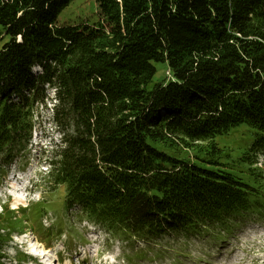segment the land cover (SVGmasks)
I'll return each instance as SVG.
<instances>
[{"label": "trees", "instance_id": "obj_1", "mask_svg": "<svg viewBox=\"0 0 264 264\" xmlns=\"http://www.w3.org/2000/svg\"><path fill=\"white\" fill-rule=\"evenodd\" d=\"M72 1L0 0V169L55 101L48 175L80 215L135 238L223 229L248 184L213 141L264 140V0H93L97 24L58 25Z\"/></svg>", "mask_w": 264, "mask_h": 264}, {"label": "rangeland", "instance_id": "obj_2", "mask_svg": "<svg viewBox=\"0 0 264 264\" xmlns=\"http://www.w3.org/2000/svg\"><path fill=\"white\" fill-rule=\"evenodd\" d=\"M96 11L93 0H73L57 22L97 24ZM5 42L0 41V48ZM156 70L154 82L169 79L165 64H157ZM45 93L50 99L53 91ZM54 103L34 107L25 150L0 169V264H46L41 252L51 255L48 264H264V149H249L264 140H251V131L240 126L213 141L219 149L214 161L233 168L248 184V210L228 219L223 229L210 225L200 234L156 229L154 239L135 238L88 221L78 206L65 203L62 188L49 177L55 145L63 135L48 124V108ZM205 144L178 146L176 152L194 158ZM12 184L20 189L13 192ZM30 243L40 252L31 253Z\"/></svg>", "mask_w": 264, "mask_h": 264}, {"label": "bare ground", "instance_id": "obj_3", "mask_svg": "<svg viewBox=\"0 0 264 264\" xmlns=\"http://www.w3.org/2000/svg\"><path fill=\"white\" fill-rule=\"evenodd\" d=\"M12 191L14 192L16 189H20V186L19 185H16V184H12ZM20 198L18 197V196H16V203H18V201H20L19 200ZM16 203H15V205H16ZM12 209H15V208H12ZM30 248H31V253H36V252H40V251H37V246H35V243H30ZM36 251V252H35ZM41 254V256L40 257H42V259L43 260H45L46 261V264H48L47 263V260L49 259V260H51V255L50 254H46L45 252L44 253H40ZM45 258V259H44Z\"/></svg>", "mask_w": 264, "mask_h": 264}]
</instances>
